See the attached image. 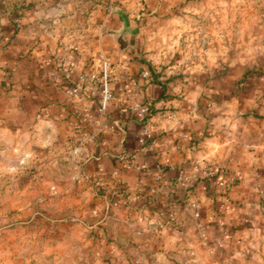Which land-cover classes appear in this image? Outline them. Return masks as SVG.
<instances>
[{"label": "crops", "instance_id": "obj_1", "mask_svg": "<svg viewBox=\"0 0 264 264\" xmlns=\"http://www.w3.org/2000/svg\"><path fill=\"white\" fill-rule=\"evenodd\" d=\"M117 1L133 6L137 0H102L100 13L111 16ZM147 3L148 11H175L167 0ZM57 14L52 22L32 24L36 32L22 37L33 43L32 55L8 54L11 47L0 50V181L5 198L12 188L23 203L47 204L55 215L75 214L74 221L94 229L101 264H227L232 237L227 226L235 216L234 204H246L264 192V101L255 103L259 116L234 121L231 102L222 108L201 107L200 102L173 98L163 76L167 70L158 82L147 84L129 60L131 45L121 52L111 39H100L105 22L95 18V25L82 29L76 11ZM87 30L94 33L90 46L76 40ZM102 56L113 63L114 96L106 114L90 121L86 115L98 113L102 94L87 78ZM133 91L135 98L153 103L154 143L140 142L143 125L131 110L132 99L117 98ZM226 107L224 115L215 113ZM92 134L96 138L90 139ZM160 165L165 169L161 179ZM222 165L241 177L230 193L228 212L217 214V206L200 191L202 217L195 218L178 175ZM99 181L122 182L127 202L114 206L99 191Z\"/></svg>", "mask_w": 264, "mask_h": 264}, {"label": "rangeland", "instance_id": "obj_2", "mask_svg": "<svg viewBox=\"0 0 264 264\" xmlns=\"http://www.w3.org/2000/svg\"><path fill=\"white\" fill-rule=\"evenodd\" d=\"M167 1L175 11H148L147 0H137L135 6L117 1L110 16L100 13L102 0H0V50L11 47L8 54L32 55L33 43L22 37L33 34L32 24L52 22L65 10L76 11L82 29L95 25L97 18L105 22L100 39H111L121 51L107 30L121 28L125 18L136 29L129 36L127 51L133 69L148 68L158 77L167 70L163 76L168 77V95L200 102L201 107L222 108L231 102L234 107L228 106L229 114L234 121L259 116L255 103L264 101V0ZM80 34L76 40L90 46L94 33ZM77 51L75 55L80 56ZM226 110L215 113L222 116ZM3 184L0 181V264H101L94 229L74 221L75 214L55 215L47 204L23 203L12 188L11 196L5 198ZM245 203L236 201L235 216L227 226L232 235L227 241V264H264L261 196Z\"/></svg>", "mask_w": 264, "mask_h": 264}, {"label": "built area", "instance_id": "obj_3", "mask_svg": "<svg viewBox=\"0 0 264 264\" xmlns=\"http://www.w3.org/2000/svg\"><path fill=\"white\" fill-rule=\"evenodd\" d=\"M113 63L107 57L100 58L93 62V71L88 75L87 80L92 83H97L100 87L102 94L100 107L98 113L90 112L86 116L90 121H94L97 116L103 117L106 114V110L113 98V90L111 86L113 76ZM141 75L145 80V83L151 84L153 82V73L150 69L146 68L141 71ZM143 86V85H142ZM142 86H137V90H141ZM128 95V97H127ZM135 91L128 94L121 93L117 96L120 101H124L126 98L132 99L131 110L139 122L142 123V135L140 142L154 143L155 142V128L151 123V111L153 109V103L151 101H143L134 97ZM169 117H174V113H169ZM96 138V134H92L90 139ZM75 154L78 153V148H75ZM130 167H133L139 171H144L145 167L141 165H135L129 163ZM159 179L164 174V166L159 167ZM241 177L236 171L230 170L227 166L212 167L208 166L203 168L200 173H186L181 172L178 175V183L180 188L185 189L189 196L187 200V206L191 209L195 218H201V205L200 200L197 197L198 192H203L209 197L213 204L217 205V214H223L226 209L228 212V202L230 193L233 187L238 184ZM204 180V181H202ZM98 186L102 194L109 198L114 206H120L127 202V187L120 181H115L113 185L107 184L104 181H99ZM54 189V188H53ZM227 193V194H226ZM261 204L264 206V192L261 194ZM224 225V222L221 221Z\"/></svg>", "mask_w": 264, "mask_h": 264}, {"label": "water", "instance_id": "obj_4", "mask_svg": "<svg viewBox=\"0 0 264 264\" xmlns=\"http://www.w3.org/2000/svg\"><path fill=\"white\" fill-rule=\"evenodd\" d=\"M107 33L113 37V39L119 44V49L124 52L130 45V35L136 33V29H133L128 19L123 20V24L119 29H108Z\"/></svg>", "mask_w": 264, "mask_h": 264}, {"label": "trees", "instance_id": "obj_5", "mask_svg": "<svg viewBox=\"0 0 264 264\" xmlns=\"http://www.w3.org/2000/svg\"><path fill=\"white\" fill-rule=\"evenodd\" d=\"M17 30V29H16ZM153 82H158V75H156V74H153ZM154 109H152V111H151V115L154 113ZM184 191H185V193H186V195H188L187 194V191L185 190V189H183ZM227 194V193H226ZM214 205H216V204H214ZM217 206V205H216ZM215 210H217V209H215Z\"/></svg>", "mask_w": 264, "mask_h": 264}]
</instances>
